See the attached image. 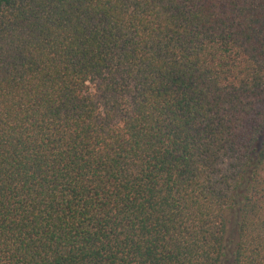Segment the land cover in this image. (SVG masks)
Returning <instances> with one entry per match:
<instances>
[{
  "label": "trees",
  "instance_id": "trees-1",
  "mask_svg": "<svg viewBox=\"0 0 264 264\" xmlns=\"http://www.w3.org/2000/svg\"><path fill=\"white\" fill-rule=\"evenodd\" d=\"M0 264H264V0H0Z\"/></svg>",
  "mask_w": 264,
  "mask_h": 264
}]
</instances>
